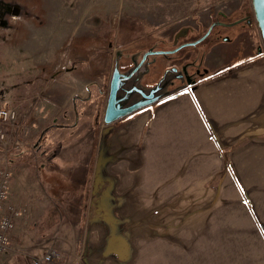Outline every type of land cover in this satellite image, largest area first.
<instances>
[{
    "label": "rangeland",
    "instance_id": "1",
    "mask_svg": "<svg viewBox=\"0 0 264 264\" xmlns=\"http://www.w3.org/2000/svg\"><path fill=\"white\" fill-rule=\"evenodd\" d=\"M248 15L250 25L233 22ZM210 27L196 44L148 54L117 92L123 106L146 100L141 92L160 100L183 89L172 79L185 78V88L205 74L263 62L251 0H0V110L18 114L0 166L12 172L8 201L20 212L0 264H32L50 251L48 264H90L96 224L122 248L113 251L131 255L125 264H264L261 129L241 141L249 147L235 155L238 165L226 172L224 165L223 183L215 176L206 192L190 184L182 193L181 183L163 193L170 199H133L153 194L149 184L118 183L120 202L112 204L100 172L103 138L139 110L104 122L113 71L128 74L145 52L199 40ZM67 145L79 148V165L69 164Z\"/></svg>",
    "mask_w": 264,
    "mask_h": 264
},
{
    "label": "crops",
    "instance_id": "2",
    "mask_svg": "<svg viewBox=\"0 0 264 264\" xmlns=\"http://www.w3.org/2000/svg\"><path fill=\"white\" fill-rule=\"evenodd\" d=\"M205 76L196 84L140 108L126 117L123 126L103 138L100 172L103 180L111 184L112 204L120 202L118 183H140L141 189L143 183L149 184L153 194L133 199H170L163 193H170L181 183L182 193L189 191L190 184L198 192H206V184L215 176L219 177L218 183H223L220 172L224 165L225 172L229 165H238L235 155L249 147L248 142L240 146L241 141L260 129L264 131V61ZM62 129L73 131L76 127ZM67 147H73L67 153L69 164L75 165L77 160L79 165V148ZM89 165L94 188L97 167L94 160ZM238 181L237 177L231 179ZM113 229L115 233L122 232L118 224ZM89 233L92 238L88 240L91 249L87 263L125 264L130 258L129 254H117L111 249L122 248L111 242L106 224L92 225Z\"/></svg>",
    "mask_w": 264,
    "mask_h": 264
},
{
    "label": "water",
    "instance_id": "3",
    "mask_svg": "<svg viewBox=\"0 0 264 264\" xmlns=\"http://www.w3.org/2000/svg\"><path fill=\"white\" fill-rule=\"evenodd\" d=\"M251 5H252V9H253L254 18H255L257 26L259 28V32H260L262 42H263V47H264V0H251ZM210 30H211V27L208 28V30L202 35V37L199 40H196V41L190 42V43L196 44L201 39L206 37L210 33ZM175 36H177V34ZM175 36H174V41H176ZM223 39L226 40L227 38L224 37ZM182 46H184V45H179L175 49H172L169 51H153V50L151 51V50H149V51L145 52L142 59L140 60V62L128 74L121 73L120 71L115 69L112 73L111 80H110L108 99H107V104H106V109H105V114H104V122L105 123L113 122L116 119H118L124 115H127V114L135 111L136 109H138L142 106L148 105L149 103H152L153 101H155L156 100L155 97H152L153 91L149 94H145L144 92H141L142 95L146 96V100L137 101V102H134L130 105L123 106V105H120V102H118L117 92H118L119 88L122 87L124 81L127 80L128 78H130V76H132V74H134L135 71L140 67L144 58L148 54H152V53H159V54L173 53ZM127 91H129V90H127ZM124 98H126V96H124L120 99H124Z\"/></svg>",
    "mask_w": 264,
    "mask_h": 264
},
{
    "label": "built area",
    "instance_id": "4",
    "mask_svg": "<svg viewBox=\"0 0 264 264\" xmlns=\"http://www.w3.org/2000/svg\"><path fill=\"white\" fill-rule=\"evenodd\" d=\"M17 119L15 110H0V145L11 142L7 136L6 128H14ZM12 172L5 166H0V253L9 245L10 232L14 228L15 219L20 212L8 198L11 190ZM55 252H46L39 258L33 259L32 264H48L52 261Z\"/></svg>",
    "mask_w": 264,
    "mask_h": 264
},
{
    "label": "flooded vegetation",
    "instance_id": "5",
    "mask_svg": "<svg viewBox=\"0 0 264 264\" xmlns=\"http://www.w3.org/2000/svg\"><path fill=\"white\" fill-rule=\"evenodd\" d=\"M241 20H244L248 25H250L251 23H252V20H251V18L249 17V15L248 16H243V17H241V18H238L237 20H235V21H233V22H239V21H241ZM216 22H219V21H216ZM232 22H223V21H221V23L219 22V23H217L218 25H223V26H226V25H229V24H231ZM196 40H198V39H196ZM195 41V40H194ZM194 41H191V42H194ZM191 43L190 42H183V44H181V45H190ZM262 45H263V42H262ZM175 46H177V44H175ZM259 49V48H258ZM177 51V50H176ZM174 53V52H173ZM152 54H155V53H152ZM140 62V61H139ZM186 66H187V63L185 64ZM139 69V68H138ZM137 69V70H138ZM195 72H197L198 74L199 73H201L200 71H199V69H195ZM143 74V73H142ZM179 80V82H178V84H179V88H181V87H183L184 88V86L183 85H180V83H183V80L184 81H186L185 80V78H176V79H172V80H170V82L168 83V84H170V85H172L173 83H174V81L175 80Z\"/></svg>",
    "mask_w": 264,
    "mask_h": 264
}]
</instances>
